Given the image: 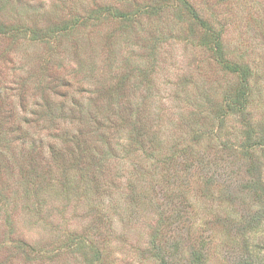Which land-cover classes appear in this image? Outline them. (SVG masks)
<instances>
[{
  "label": "rangeland",
  "instance_id": "obj_1",
  "mask_svg": "<svg viewBox=\"0 0 264 264\" xmlns=\"http://www.w3.org/2000/svg\"><path fill=\"white\" fill-rule=\"evenodd\" d=\"M189 1L251 70V126L174 0H0V264H264V0ZM183 162L193 213L156 256Z\"/></svg>",
  "mask_w": 264,
  "mask_h": 264
},
{
  "label": "trees",
  "instance_id": "obj_2",
  "mask_svg": "<svg viewBox=\"0 0 264 264\" xmlns=\"http://www.w3.org/2000/svg\"><path fill=\"white\" fill-rule=\"evenodd\" d=\"M174 2H175V4H174V6H172L173 10L178 9V8L184 9L188 13V15L190 16V20L193 21L194 23H196V25H198V27L200 29H204V31L206 33V35L203 39L204 44L213 53L214 57L217 60V63L224 70L232 73L233 75H236V77L238 78L239 83L237 85V88L234 89L233 91H231L229 94H227V97L225 98V102H226L225 106H226V110H228V112L230 114H238L239 116L242 117V120L247 121L249 119V115H250V111H247L248 100H249V96H250V91H249L250 90L249 80H250V75H251L250 68L247 65L241 64L237 61H233L226 56L225 48H224V44L222 43L221 36L217 32H215V30H212L211 28H209L208 22L206 20L201 19L197 10L195 9L193 4L189 0H174ZM22 30L23 29H21L20 31H22ZM23 33L24 32H22V34ZM33 38L37 39L36 35H34ZM233 93H234V95H233ZM249 123H251V121H249V122L247 121L246 125L251 126L253 124V123H251V124H249ZM130 134H131V136H129L130 138L132 137L133 139H137L135 135L132 136V132ZM22 135L24 137L22 138L21 141H23L25 144L29 143L31 148H35V146H36L37 148H39L40 151L43 150L44 146L42 143L44 142V137H41L40 134H39V138H36L35 135H32V133H30L28 130L27 131L24 130ZM27 140H30V142H27ZM252 141H253V131L252 130L246 131L245 138L242 141L243 146L240 147V149L243 150L242 154H244L245 156L247 155L248 152L255 150L254 148L256 147V144L252 143ZM260 141L263 142V144H264V134H263L262 138L260 139ZM244 143H247V144L244 145ZM258 145H259V143H258ZM256 148H260V149L264 150V146L263 147H256ZM125 149H126L127 154H129V155L131 154L133 156L140 157V152H139L140 149L138 147H135L134 144H131V146L128 148L125 147ZM145 152H146V150H145ZM168 159H169V157H167L165 160H163L165 162V165H166V161ZM186 164L187 163H184L183 167L180 170L174 171L173 176H171V178H173V180L169 183V186H170V188L172 187V191L175 195L174 196L169 195L171 202L167 201L166 203L163 204V207H164L163 212H162V214H160V216L158 217V220H157V226H159V228L157 230H155L154 237L152 240V243L154 245L153 248H154V252H155L156 256H159L161 254L162 250H164V248H165V246L163 245L164 242L160 243V239H161L162 232H163V229L161 226H163V225H164V227L168 226V225L171 226L175 221L176 222L178 221L179 223H182V222L184 223V221L190 220V217L188 215H190V213H193L192 210L191 211H185L184 209L179 208L181 204L184 206H186V204L189 206L191 205L190 203H185V201L188 198L186 196L189 194V192L192 191V188H194V182H195V181H192L190 179V176L187 177V175H185V173H187L189 171L188 165H186ZM196 167H197V169H200L199 165H197ZM163 168L166 169V167L164 165H163ZM166 171L169 172V169H166ZM192 175L193 174H191V176ZM167 176L170 177L169 174H167ZM205 184L208 186L207 183H205ZM94 185H99V184L94 183ZM133 185L135 188L136 186L134 183H133ZM134 188H131V186H129L130 191L129 192L127 191L128 193L126 194L128 197L130 196L132 198V196L135 192ZM175 199H176V201H175ZM127 200L131 203V201L129 199H127ZM119 207L122 208L121 205ZM129 207H127V208H129ZM184 213L187 215L186 218H184ZM91 247L92 246L87 245V248H91ZM79 248L86 250V246H84L82 244L79 245Z\"/></svg>",
  "mask_w": 264,
  "mask_h": 264
}]
</instances>
